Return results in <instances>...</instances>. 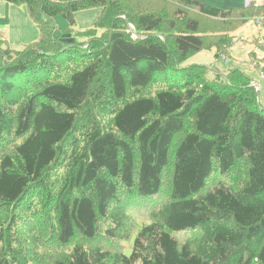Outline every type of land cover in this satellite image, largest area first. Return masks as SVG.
Listing matches in <instances>:
<instances>
[{
  "label": "trees",
  "instance_id": "16d2710c",
  "mask_svg": "<svg viewBox=\"0 0 264 264\" xmlns=\"http://www.w3.org/2000/svg\"><path fill=\"white\" fill-rule=\"evenodd\" d=\"M2 1L40 39L0 40V264H264L260 90L238 66L188 63L222 59L261 9ZM93 7L85 41L53 36Z\"/></svg>",
  "mask_w": 264,
  "mask_h": 264
},
{
  "label": "rangeland",
  "instance_id": "374dc122",
  "mask_svg": "<svg viewBox=\"0 0 264 264\" xmlns=\"http://www.w3.org/2000/svg\"><path fill=\"white\" fill-rule=\"evenodd\" d=\"M206 2L207 0H200ZM215 2V0H212ZM234 1V5L229 7H243L239 6L240 0H217L219 3H230ZM245 2V1H244ZM208 3V2H206ZM102 14V7H93L85 10H80L75 13V26L71 27L68 21L60 16L55 18L54 37L60 34L71 33L74 38L79 41H85L88 36L84 33L88 29L96 26V22ZM253 19H248L235 33L234 41L228 51V54L222 59L215 58V49H203L196 52L189 64H199L206 66L209 70L207 77H214L216 71L220 73H227L233 66H238L247 75L253 79L255 85H261L259 100L264 108V80L262 79L259 70L264 63V49L257 48L259 43L258 37L264 38V27L254 23ZM104 32V29H97V34ZM40 39V31L37 24L30 18L27 7L25 5H14L7 1L0 0V40L4 47H10L14 50H22L26 45L36 42ZM256 55L260 59V65L254 66L251 55ZM229 178L242 182L241 176L237 173H231ZM47 236L48 234L45 233ZM46 245H54L50 240ZM129 252V251H128ZM130 253V252H129Z\"/></svg>",
  "mask_w": 264,
  "mask_h": 264
},
{
  "label": "built area",
  "instance_id": "2783aa9c",
  "mask_svg": "<svg viewBox=\"0 0 264 264\" xmlns=\"http://www.w3.org/2000/svg\"><path fill=\"white\" fill-rule=\"evenodd\" d=\"M245 7L253 8V9H261L258 13L253 15L250 19H253L257 25L264 27V0H245L244 2ZM257 42L259 43V47L264 49V38L263 37H258ZM254 66H259L260 65V60L256 59L254 62ZM259 73L264 80V63L263 67L259 70ZM258 88V87H257Z\"/></svg>",
  "mask_w": 264,
  "mask_h": 264
},
{
  "label": "crops",
  "instance_id": "0c3cea01",
  "mask_svg": "<svg viewBox=\"0 0 264 264\" xmlns=\"http://www.w3.org/2000/svg\"><path fill=\"white\" fill-rule=\"evenodd\" d=\"M244 1L245 0H240V4L239 6H242L244 5ZM206 2H208L209 4L213 5V6H216V7H220V8H226V7H229L230 5H234V1L233 2H230V3H219L217 2V0H215V2H213L212 0H207ZM252 57V61L255 62L257 58V56L254 54V55H251ZM260 60V59H258ZM254 83V82H253ZM254 86L257 88H259L258 90H261L262 89V86L261 85H255L254 83Z\"/></svg>",
  "mask_w": 264,
  "mask_h": 264
},
{
  "label": "water",
  "instance_id": "95a60500",
  "mask_svg": "<svg viewBox=\"0 0 264 264\" xmlns=\"http://www.w3.org/2000/svg\"><path fill=\"white\" fill-rule=\"evenodd\" d=\"M61 40H62L63 42H65V43H69V44H73V43H75V39H74V37L72 36L71 33H65V34L63 35V37L61 38Z\"/></svg>",
  "mask_w": 264,
  "mask_h": 264
}]
</instances>
